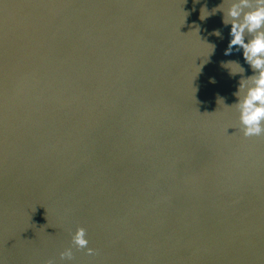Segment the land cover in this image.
Returning <instances> with one entry per match:
<instances>
[{
	"label": "water",
	"instance_id": "1",
	"mask_svg": "<svg viewBox=\"0 0 264 264\" xmlns=\"http://www.w3.org/2000/svg\"><path fill=\"white\" fill-rule=\"evenodd\" d=\"M222 2L0 0V264H264Z\"/></svg>",
	"mask_w": 264,
	"mask_h": 264
},
{
	"label": "clouds",
	"instance_id": "2",
	"mask_svg": "<svg viewBox=\"0 0 264 264\" xmlns=\"http://www.w3.org/2000/svg\"><path fill=\"white\" fill-rule=\"evenodd\" d=\"M223 2L216 8L223 12V23L231 25L230 42L225 55L231 54L233 46L243 49V57L253 70V75L242 78L234 95L237 97L235 107L239 113L240 131L245 138L264 135V0H230L226 10ZM205 17H201L204 19ZM246 33L250 37L245 42ZM216 35H220L217 31ZM240 71L231 70V74L243 73L244 69L236 62ZM214 82V81H213ZM72 245L77 249H86L88 255H95L96 250L89 247L87 232L78 227L71 237ZM61 261L73 259L72 248H66L59 254ZM46 264H54L48 260Z\"/></svg>",
	"mask_w": 264,
	"mask_h": 264
}]
</instances>
